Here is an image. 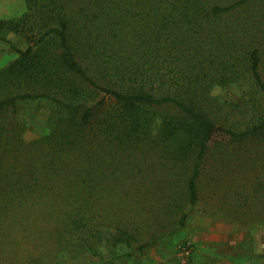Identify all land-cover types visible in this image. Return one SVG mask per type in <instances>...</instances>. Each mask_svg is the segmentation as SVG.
Returning <instances> with one entry per match:
<instances>
[{"label":"trees","instance_id":"16d2710c","mask_svg":"<svg viewBox=\"0 0 264 264\" xmlns=\"http://www.w3.org/2000/svg\"><path fill=\"white\" fill-rule=\"evenodd\" d=\"M25 5L0 19L17 54L0 69V264H57L73 238L97 255L98 234L143 250L161 206L182 228L206 191L234 221H264V118L221 126L211 95L248 78L264 98V0ZM32 101L60 119L27 142L17 108Z\"/></svg>","mask_w":264,"mask_h":264},{"label":"rangeland","instance_id":"374dc122","mask_svg":"<svg viewBox=\"0 0 264 264\" xmlns=\"http://www.w3.org/2000/svg\"><path fill=\"white\" fill-rule=\"evenodd\" d=\"M25 0H0V19H13L25 12ZM8 39L20 50L27 45L15 35ZM17 54L3 43L0 47V69L9 65ZM217 99L214 110L219 125L234 130H245L264 118V98L254 82L248 78L228 87H216L211 93ZM161 117V107L155 109ZM17 118L26 131L24 139L34 141L49 133L60 119L57 108L47 101L21 102L17 108ZM210 162L217 157V152ZM161 202L165 185L163 178L170 172L161 168ZM221 192H219V196ZM166 200V199H165ZM162 205V203H161ZM164 206L167 207L164 202ZM218 202L206 193L193 209L185 227L174 224L177 214L172 210L162 211L161 232L155 242L143 250L129 249L124 244L113 246L108 241L111 234H98L100 238L92 242V250L80 247L76 238L58 255L57 264H264V221L253 219L248 223H238L228 217ZM250 220V219H249ZM248 224V225H247ZM133 234L140 243L150 242L152 231L146 227ZM81 236V235H79ZM191 242L193 252L189 259L181 255V246ZM136 247V245H134Z\"/></svg>","mask_w":264,"mask_h":264},{"label":"built area","instance_id":"2783aa9c","mask_svg":"<svg viewBox=\"0 0 264 264\" xmlns=\"http://www.w3.org/2000/svg\"><path fill=\"white\" fill-rule=\"evenodd\" d=\"M193 252V246L191 242H185L181 246V255L183 258L189 259Z\"/></svg>","mask_w":264,"mask_h":264},{"label":"crops","instance_id":"0c3cea01","mask_svg":"<svg viewBox=\"0 0 264 264\" xmlns=\"http://www.w3.org/2000/svg\"><path fill=\"white\" fill-rule=\"evenodd\" d=\"M0 47H3V43L2 42H0Z\"/></svg>","mask_w":264,"mask_h":264}]
</instances>
